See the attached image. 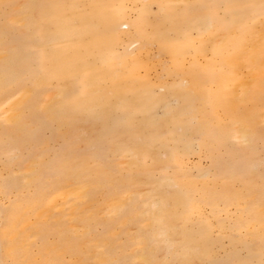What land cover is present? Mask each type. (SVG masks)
I'll list each match as a JSON object with an SVG mask.
<instances>
[{
	"label": "bare ground",
	"instance_id": "6f19581e",
	"mask_svg": "<svg viewBox=\"0 0 264 264\" xmlns=\"http://www.w3.org/2000/svg\"><path fill=\"white\" fill-rule=\"evenodd\" d=\"M0 264H264V0H0Z\"/></svg>",
	"mask_w": 264,
	"mask_h": 264
}]
</instances>
